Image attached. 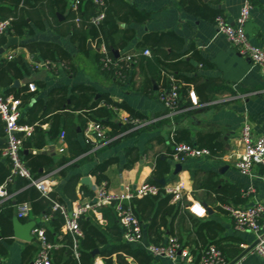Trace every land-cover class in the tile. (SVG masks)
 <instances>
[{"label": "crops", "instance_id": "1", "mask_svg": "<svg viewBox=\"0 0 264 264\" xmlns=\"http://www.w3.org/2000/svg\"><path fill=\"white\" fill-rule=\"evenodd\" d=\"M124 1L138 11L146 13L148 18L141 24L130 21L127 25H120L121 29L126 28L134 32V38L128 42L122 54L137 53V45L145 35L169 33L178 36L183 42L181 48L171 50L169 47H164L163 52L169 55L174 51L184 55L182 60L193 68L188 71L184 64H180L175 59L168 62L169 70L182 78L176 84L178 87L185 84L184 79L189 81H186L189 93L186 101L189 102V107L179 109L170 116L157 98V93L161 89V80L154 79L149 72H142L136 66L129 70L128 77L122 82L101 75L96 59L98 51L92 42L87 40V53H84L80 52L71 41L67 31L69 23L66 20L67 11L63 14L56 12L55 19L48 9H44L49 18L46 20L43 18L39 23L29 20L33 29L32 35L22 37L6 35L7 39L16 38L17 44L7 47L6 39V43L1 46L4 49L1 53L3 58L7 55H11L12 58L21 56L27 65L26 71H23L20 77L12 78L9 95L12 97L20 95L22 90H29L27 87L30 84L35 88L30 98L21 106L19 120L33 122L42 119V122L38 121L39 123L36 124L39 125L43 137L32 133L33 144H43L42 148L37 149L34 146L28 150L21 148L23 151L21 154L42 155L51 159L53 165L58 164L47 173L43 168L38 172L41 176L54 175L51 192L56 191L59 194L63 185L74 176L78 177L76 190L86 187L93 192L96 185L91 172L98 164L109 159H115L116 162L106 170L105 175L108 180L104 184L107 191L112 194L121 193L124 186L134 190L142 183H148L157 162L167 163L170 169L168 174L156 180V183L163 180L164 184H158L164 188L183 186L182 200L185 206L197 204L205 209V215L197 217L184 209V214L182 213L184 216L179 219H173L172 214L165 216L167 224L160 228V231L168 236L170 229H173L183 243L193 244L194 232L198 227L194 219L202 222L211 221L215 224L216 230H210L207 242L220 241L227 249L229 257H232L231 262L245 249L252 247L255 238L252 233L236 231L232 219L222 207L224 205L246 207L255 202L264 203V182L242 176L235 167L236 156L241 150L238 139L242 125L248 123L254 136L264 132V74L226 41L211 20L200 18L180 8L178 0ZM200 1L222 15L229 24L235 22L243 3V0ZM114 4L116 3H112L113 9L117 7V5L113 6ZM245 33L252 45L264 50V0L254 1ZM38 42L58 46L69 55V59L63 62H51L44 60L40 52L31 53L27 45ZM192 51H197L207 64L201 66L195 61H190ZM115 52L120 55L117 50H113L114 56ZM164 54L159 53L156 58L161 59ZM169 77L172 79L171 76ZM16 81L18 86H14ZM206 84L214 88L212 93L206 91ZM77 87H87L92 90V96L87 99L89 104L94 103L101 95H106L115 103L126 105L142 115L143 118L140 120H145L146 124L139 128L120 131L124 125L119 122V115L129 114L124 110H119V113L113 110L114 116L111 122L118 125L117 133L112 137V129L104 126L108 141L100 145L86 144V128H84L86 116L82 110L84 99L80 92L74 90ZM101 105L98 104V108ZM75 106H78V110H74ZM30 125L25 124V126ZM52 127L57 128L54 138L48 134ZM181 129L189 133L192 146L197 145L196 140L199 136L216 134L220 145L219 155L187 159L182 163L174 161L171 157V141L174 132ZM64 133L73 136L72 141L75 143L73 144L79 147L80 151L87 145L90 149L76 155L77 149L66 142ZM4 146L5 134H2L0 148ZM63 161L65 163L61 164ZM177 164L181 165V170L174 174ZM62 171L63 176L60 174ZM86 177L89 178L91 187L80 185L81 179ZM249 187H254L255 193L246 197L243 191ZM17 192L9 194L7 199H0V203L10 201L14 205L12 224L14 220H18L21 226L34 223L33 228L37 223L46 224L48 220L45 222L42 216L33 215L30 211L26 217L17 218L15 204ZM77 196L78 201H66L68 208L82 201L78 192ZM185 215L193 218L194 224ZM84 217L101 230L109 231V234L114 227H119L110 207H103L99 212H89ZM140 223L142 240L131 246L145 250V247L152 244L150 241L153 236L147 231L148 222ZM61 233L73 247L71 236L62 228ZM30 236L28 240L16 238L13 226L8 238H0V264H31L38 245L31 232ZM57 239L61 241L62 236ZM61 245L55 244L53 250L58 251ZM98 252L97 250V254L93 256L92 264H104ZM58 255L61 257L59 261L63 262L64 255L61 252L57 253ZM128 262L137 264L132 259H128ZM152 264L173 263L166 258L152 257ZM235 264H264V261L251 249Z\"/></svg>", "mask_w": 264, "mask_h": 264}, {"label": "trees", "instance_id": "2", "mask_svg": "<svg viewBox=\"0 0 264 264\" xmlns=\"http://www.w3.org/2000/svg\"><path fill=\"white\" fill-rule=\"evenodd\" d=\"M75 1L77 2V5L76 8H73L72 4ZM113 2L116 3L113 6L117 5L115 9L112 7ZM178 5L180 8L194 14L195 16L211 20L214 24L216 23L217 18L222 17L218 12L213 11L205 4L201 3L200 0H178ZM44 9H48L52 17L55 19L56 12L63 14L67 11L66 20L69 22L67 25V31L70 34L71 41L76 45L80 52L87 53V40L92 42L97 51L101 43L105 45L107 55L112 59L113 63L109 65V67L103 68L100 63L102 55L98 51L96 59L98 70L101 75H104L111 80L113 79L122 82L128 77L129 70L136 66L140 68L142 72H149L154 79L161 80V89L157 93L158 99L161 94L168 93L173 84L176 85L177 82H180V79H182L169 70V61L175 59L177 62L179 61L180 64H184L188 71L193 69L189 63L182 60L184 55L178 54L174 51L169 55L166 53V55L164 54V47H169L171 50H179L183 43L178 36L169 33L145 35L138 43V50L136 52L140 53L142 51H148L149 55L140 56L134 63L126 61L125 57L127 55L132 56L136 54H122L128 42L134 38V32L133 30L126 28L121 29L120 25H127L130 21L141 24L148 18V16L146 13L138 11L124 0H102L101 5L95 4L93 0H0V22L10 20V28L8 29L7 35L18 37L32 35L33 29L29 24V20L34 23H39L43 18H45V20L46 18H49L45 14ZM99 13L104 15L103 20L98 25H94L92 19ZM6 39V35H4L0 40V46H3L6 43ZM27 48L31 53L40 52L44 60H50L51 62H63V60H66L69 57L63 49L48 43H31L27 45ZM113 50H117L120 55L115 57L112 53ZM159 53L164 54L161 59L156 58ZM190 61H195L201 66L207 64L197 51H192ZM26 69L27 65L21 56L6 60L3 58V55L0 54V91L4 96H10L9 94L11 93V90L9 89V86L12 78L20 77V74L23 71H26ZM117 75H119V77H117ZM169 76H171L172 79H170ZM186 81L188 80L184 79L185 84L182 81L183 86L178 87L177 89L178 110L189 107V102L186 101V99L189 98V93L187 91V83L189 81ZM205 86H207L206 91L208 93L213 92L214 88H210L207 84ZM74 90L80 92L84 99L82 105V110L86 116L84 119V128H87V125L90 122H97L103 126H109L112 129L113 137L117 133L116 131H118V125L111 122L112 116H114V108L124 110L131 115V117L138 119L143 118L139 113L133 111L126 105L115 103L106 95H101L98 100L89 104V100L87 99L92 96V90L90 88L77 87ZM22 91L23 92H21L20 95H14V98L19 99L21 102L20 108L32 94L29 90ZM100 103L102 105L98 108L97 105ZM74 108V110H78V106H75ZM38 121L42 122V119H36L33 122L21 119L18 120V124L21 126L31 124L30 126L33 128L32 133L43 137L39 125L36 124L39 123ZM4 128L5 124L0 118V135L5 134ZM130 128V125H124L120 131ZM56 133L57 128L52 127L48 134L51 138H54ZM64 135V138L69 145L75 144L72 141L73 136L68 135L67 133H64ZM16 136L22 137V134H16ZM33 139L32 134L30 137L23 139L21 148L28 150L34 146V148L41 149L43 144H33ZM217 139L218 137L216 134L199 136L196 140L197 145L195 148L209 151V156H218L220 145ZM173 142L192 145L190 135L185 129L176 130L174 132L171 144ZM4 147L0 148V152ZM75 149H77L75 150V154L80 155L88 151L90 146L87 145V147L81 149V151L77 146H75ZM21 153H23L22 149ZM21 157L34 177L41 176L38 172L40 168H43L45 173H47L56 168V165L58 166V164L53 165L51 159L42 155L31 156L21 154ZM115 162V159L106 160L98 164L92 170L91 175L95 178L96 186L106 183L108 179L105 172ZM62 163H65V161L61 162V164ZM169 170L167 163L157 162L148 183L157 186L159 193L156 196L133 198L130 202L132 212L138 218L139 222H148L147 231L150 233V236H153L150 241L152 242L151 245H161L168 238H173L176 239L177 243L182 247L187 248L190 254L197 260L200 257L201 251L209 246H214L222 254L225 264H228L232 257H229L227 249L221 245L220 241L212 240L207 242L210 230H216L214 227L215 224L211 221L202 222L194 219V221H197L198 227H196V231L194 232L195 238L193 244L183 243L181 237L174 233L173 229H170L168 236L164 235L163 231H160V228L165 227L167 224L165 216L172 214L173 219H179L184 216L182 213L185 211V202L183 200L172 203L173 195L166 194L164 192V187L156 183V180L162 179L163 176L168 174ZM10 174L9 162L8 160L3 159V161H0V186L5 185L8 194L18 191L15 194L16 205L27 203L30 206L29 211L33 215L42 216V218H49L46 224L41 225L37 223L36 227H43L46 240L50 244H62L58 251L64 255V261H59L61 257L59 255L57 256V253L60 254V252L52 250V264H92L94 257L91 255V252L93 250L99 251L98 254L102 258L104 264H130L128 259H132L137 264H152V257L145 250L133 248L131 244L123 241V229L120 226L114 227L109 234V231L106 232L101 230V228L92 224L84 216L79 219V227L82 232V237L78 240V258H75L71 243L67 241L61 233V228L64 224L63 217L58 211H52V206L53 203L66 205V201H78L79 198L77 192L81 197L80 200L86 198L92 199L94 196L93 192L86 187H81L76 190L78 177L74 176L68 179L63 185L60 194L53 191L45 197L34 187L30 186L28 181L22 178L17 177L12 183H10L8 181ZM60 174L63 176V171L60 172ZM205 186L206 185H204V187ZM13 207L14 205H12L10 201H3L0 203V238H8L11 234L13 227ZM185 217L191 220L190 222L194 224L193 218L188 215H185ZM60 235L62 236V240L58 241L57 238Z\"/></svg>", "mask_w": 264, "mask_h": 264}, {"label": "built area", "instance_id": "3", "mask_svg": "<svg viewBox=\"0 0 264 264\" xmlns=\"http://www.w3.org/2000/svg\"><path fill=\"white\" fill-rule=\"evenodd\" d=\"M93 1L97 5L102 4V0ZM254 1L243 0L238 16L233 24H229L223 17H219L216 19L215 26L226 41L237 49L239 54L248 58L252 65L259 68L264 74V50L252 45L245 33V26L250 19ZM76 5L77 2L75 1L72 7L76 8ZM103 17L104 15L99 13L92 19V23L98 25L103 20ZM9 28L10 20L0 22V40L4 35H7ZM98 51L102 55L100 59L102 67H109L113 62L107 55L105 45L101 43ZM148 55V51H142L132 56L127 55L125 60L134 63L140 56ZM5 58L11 59L12 56L7 55ZM28 88L31 92L35 89L32 84ZM177 89L178 86L173 84L168 93L159 96V101L168 110L170 116H173L178 111ZM20 105L21 102L19 99L12 96H4L0 91V118L5 124V147L0 152V158L6 159L9 162L11 173L9 182L17 177L22 178L28 181L29 185L40 192L42 196L47 197L52 191L54 175L34 177L21 157L22 141L31 136L33 128L18 124V120L21 117ZM113 110L115 112L119 111L116 108ZM119 122L123 125H130L133 129L146 124L145 120H140L127 114L119 115ZM16 134H22V137H17ZM107 141L106 130L102 124L92 122L87 125L85 129L86 144L95 143L96 145H100ZM238 144L241 147L235 162V167L238 172L242 176L256 178L264 182V132L258 136H254L250 125L244 123L240 129ZM208 156L209 151L205 149H197L187 143H172L171 157L176 162L182 163L187 159ZM93 192L94 196L92 199L76 202L71 208L59 203H53L52 206V211H58L63 217L64 224L62 229L73 240L72 249L74 250L75 258H78L77 243L79 238L82 237L79 219L89 212H99L103 207H110L112 209L117 223L123 229L122 236L125 243H140L142 240V225L132 212L130 202L133 198L156 196L159 193L158 187L150 183H142L134 190L129 186H124L121 193L112 194L107 191L106 185L102 183L96 186ZM164 192L173 195L172 203L182 201L183 186L165 187ZM254 193V187H249L243 191V195L246 197H250ZM8 197L9 194L6 191L5 185L0 186V199H7ZM222 208L232 219L236 231L249 232L254 235L255 246L252 252L264 261V203L255 202L246 207L224 205ZM185 209L197 217H203L205 215V209L197 204L185 206ZM28 213L29 206L27 203L17 205L18 219L26 217ZM47 220L48 218H44L45 222ZM31 234L36 239L38 245L35 258L31 264H52L50 254L55 248V245L50 244L46 240L43 227H34ZM145 251L153 258H166L173 264H225L222 254L216 247L209 246L201 251L200 257L197 260L190 254L187 248L182 247L173 238H168L161 245H148L145 247Z\"/></svg>", "mask_w": 264, "mask_h": 264}, {"label": "water", "instance_id": "4", "mask_svg": "<svg viewBox=\"0 0 264 264\" xmlns=\"http://www.w3.org/2000/svg\"><path fill=\"white\" fill-rule=\"evenodd\" d=\"M7 41H8L7 47H9L10 45L17 44V39L13 38V37H8ZM3 51H4V49H3V47H1L0 48V54L3 53ZM117 56H118V53L115 52V57H117ZM14 86H18L17 81L14 83ZM180 170H181V165L177 164L175 166L174 174H176ZM158 183L164 184V181L160 180V181H158ZM80 185H87V186L91 187V183H90L89 178H87V177L82 178L80 181ZM13 226H14V234H15L16 238L21 239V240H28L29 238H31L30 232L33 229L34 223H28L26 226H21L20 223L18 222V220H14ZM254 246H255V243L252 247L245 249V251H243L240 255H238L233 261H231L228 264H235L236 262H238L247 252H249L251 249H253ZM96 254H97V250H93L91 252L92 256H95Z\"/></svg>", "mask_w": 264, "mask_h": 264}]
</instances>
